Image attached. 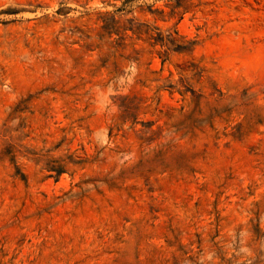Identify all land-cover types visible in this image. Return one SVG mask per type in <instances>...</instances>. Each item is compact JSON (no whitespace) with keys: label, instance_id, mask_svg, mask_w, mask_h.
Wrapping results in <instances>:
<instances>
[{"label":"rangeland","instance_id":"1","mask_svg":"<svg viewBox=\"0 0 264 264\" xmlns=\"http://www.w3.org/2000/svg\"><path fill=\"white\" fill-rule=\"evenodd\" d=\"M0 264H264V0H0Z\"/></svg>","mask_w":264,"mask_h":264}]
</instances>
